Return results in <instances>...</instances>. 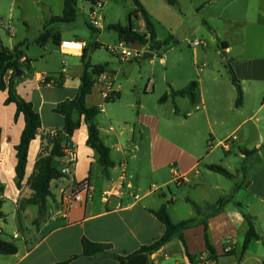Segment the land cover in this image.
I'll use <instances>...</instances> for the list:
<instances>
[{
    "label": "crops",
    "instance_id": "crops-1",
    "mask_svg": "<svg viewBox=\"0 0 264 264\" xmlns=\"http://www.w3.org/2000/svg\"><path fill=\"white\" fill-rule=\"evenodd\" d=\"M138 1L147 10L155 25L153 13L149 9V0ZM215 1L217 0L205 2L200 13H203L205 8ZM179 2L176 0V5ZM190 3L193 4V1ZM56 4V0H37V13L41 22L45 24L42 30L45 32L49 29L60 38V43L56 44L59 53L63 56H71L61 52V42L81 39L77 35L69 38L62 33V27L57 31L50 28L51 20L63 15V10L61 16L56 15L54 11ZM248 4L249 2L246 3L249 8ZM59 5L61 2H58ZM28 6L27 0H0V26L6 23L8 17L11 19L9 23L15 20L20 22L22 19L27 27L30 14L28 12L26 14L25 8ZM250 7L251 10L247 12L248 16L256 14L258 19H264V5L261 4L256 10L253 9L252 3ZM136 9L137 7L134 12ZM217 19L221 20L222 14H219ZM135 20L138 21L140 27H145L146 24L141 14L135 15ZM206 23L208 22L204 21L205 25ZM131 25L135 31H139L134 24ZM209 29L220 35L217 26H209ZM16 32L15 29V33L10 34L0 28V40L5 48L13 49L15 46L6 45L4 34L7 33L14 37ZM11 37L10 42H12ZM25 41L20 42L19 45H24ZM156 41L158 42L157 38ZM225 42L228 44L224 53L227 57L233 54L234 47L228 41ZM98 45L100 47L103 43L99 42ZM86 48L88 51L86 59L83 56H71L80 60V64L68 66L65 63L60 71L34 73L33 75H30V72L26 73L34 69L33 60L22 48L26 55L25 58L32 62L31 68L23 71V75L18 78L16 90L22 98L34 105V109L41 116L42 128L30 144L26 172L20 187H18L16 174L18 163L16 147L20 143L25 128V119L22 114L17 116L15 104H6L7 91L0 90V129L2 131L0 200L3 201L2 211L4 213V218H0V238L15 243L18 248V252L14 255H0V264H117V261L110 257L82 256V239L109 244L112 246V253L121 256L132 254L141 247L152 244L165 233V226L152 211L166 206L174 223L185 221L174 218L178 198L171 189L172 184H176L180 189L189 187L190 192L196 193L195 198L187 201L193 207V216L188 211L191 216L189 219H197V221L184 230V237L189 252L197 256L198 260H204L201 264H234L235 255L240 257V264L250 261L251 247L254 243L260 244L261 242L253 240L246 252H242L249 223L247 217L238 210H234V188L225 183L221 176L234 180L235 170L238 175L248 180L246 189L250 192V199L254 200L253 205L262 206L259 208L262 214L259 212L250 218L260 219L261 215H264V164L259 166L258 162L257 164L251 163L249 167L254 169V172L246 177L245 167L241 168L243 172L241 173L234 161L236 159L249 160V157L257 150H260L258 154H261L263 146L258 143L254 151L240 150V155L235 154V156L234 139L230 140L227 148L222 146L224 141L236 135H234V109L230 107L228 112L220 110L223 106L220 103L221 96L218 94L219 79L213 77L210 79L211 85L206 86L204 79L206 65L204 64L199 72L201 75L196 81L198 87L196 100L193 103L195 110L204 112V114L200 113L202 115L198 116L200 142L193 144L191 133H187L186 129L183 132L178 130L171 132V129L168 135L164 136L160 128L165 118L160 106L150 107L140 98L139 101L134 98L126 100L125 96L130 95L129 90L131 89H124L122 84H116L118 73L110 70L108 62L106 65L95 64L92 56L88 59L90 54L88 44ZM146 52L152 53V49ZM84 60L90 61L94 66H106L107 69L106 74L97 79L93 92L87 97L86 102L88 106L101 108L96 123L101 140L110 148V157L114 166L109 168L108 175L104 174L99 162V154L87 144L88 127L82 122L80 129L70 139L78 155L74 176L63 177L51 183V196L47 199L45 215L36 224L39 218V207L29 203L33 193L28 182L34 174L39 158L50 153L53 140L63 132L64 118L54 110L59 103L76 97L83 74ZM232 61L230 71L235 73L242 84L245 104L248 89L259 81L264 83V59H255L253 54L241 51L236 53ZM11 73V71L8 72L7 79ZM47 78H52V80L47 82ZM149 89V86L145 88L146 94ZM152 90L155 91V84ZM178 90L181 89H174L173 86L165 90V94L168 95L167 101L172 97V92ZM108 95H111L110 102H106ZM159 103L166 104V102H160V99ZM135 110H137L136 113ZM177 113L178 110L172 111L174 116H177ZM185 115L183 122H187L193 114L185 111ZM241 129L240 124L235 132H240ZM243 137L244 135L241 134V137H237L236 140L240 138L242 141ZM64 164L65 161L62 158L55 159L53 162L54 167L59 171ZM211 165L225 168L232 177L228 178L209 170L208 167ZM122 179L121 195L112 196L108 202H105L102 198L103 192L116 186ZM85 180L89 182L94 191L92 197H85L83 202L67 209L63 205V198L77 183ZM154 185L157 187L156 191L153 188ZM164 188H168L170 197H167L168 193L163 191ZM220 200H224L223 205L216 209ZM11 205L15 207L14 212L7 210ZM194 205L200 208L199 214L194 210ZM206 225L210 243L215 249L214 255L218 257L212 262L206 261V257L210 256L206 254ZM260 235L264 237V231ZM151 259L153 264H190L183 254L177 237L155 252ZM255 259L257 264H264V258L256 257Z\"/></svg>",
    "mask_w": 264,
    "mask_h": 264
},
{
    "label": "rangeland",
    "instance_id": "rangeland-1",
    "mask_svg": "<svg viewBox=\"0 0 264 264\" xmlns=\"http://www.w3.org/2000/svg\"><path fill=\"white\" fill-rule=\"evenodd\" d=\"M27 1L29 6L25 8V12L30 14L28 26H25L22 19L20 22L15 20L11 22L17 30L15 36L4 34L8 47H17L20 42L26 40L22 48L33 60L34 67L32 71H26V73L30 72V75L43 74L60 71L65 63L68 66L80 64V60L60 54L54 39L42 45L40 39L45 24L41 22L37 13V0ZM179 1V4L174 6L169 4L168 0H149V9L155 20L157 39L162 46L159 49H152L154 57L144 62L142 61L143 57L133 61H122L112 50L118 46L119 39L118 34L111 30L110 26L120 24L129 27L134 24L135 28H138V32L144 34L143 28L140 27L138 21L135 20V14H133L136 8L134 0H101V3L104 4L102 17L105 29L99 32L89 26L88 16L91 4L85 0L78 1V14L75 22L54 25L50 23L49 26L55 31L62 27V33L69 38L77 35L79 39L84 40L90 47L88 59L92 56L93 63L106 65L108 62L110 70L118 73L116 84H122L124 89L132 90H129L130 95L125 96L126 100L134 98L139 101L140 98L150 107L159 105L165 118L160 128L164 136H167L171 129V132L176 130L183 132L186 129L187 133H191V143L193 144L200 142L198 116L204 112H197L188 97H171L164 105L159 103V99L165 95V90H169L170 86H173L174 89H182L188 83L198 81V77L201 75L199 72L205 64V85H211L210 79L213 77L219 79L218 94L221 96L220 103L223 106L220 110L228 112L230 107L234 109V135L237 137H241V134L244 135L242 141L240 138L234 141V156L235 154L240 155V150L254 151L258 143L263 146L261 154H258L260 150H257L249 157V160L236 159L234 161L238 170L241 171V168L245 167L244 174L248 177L254 172V169L249 167L251 163L257 164L258 162L259 166L264 164V83L259 81L253 84L246 92L245 104L243 102L241 107H236L237 92L231 81L230 65L236 53L241 51L253 54L255 59H264V19H258L256 14L248 16L247 13L251 10V3L253 9L256 10L261 4L264 5V0H217L208 5L203 13L200 12L205 6V2L212 0ZM191 1L193 4L190 3ZM58 2H61V5L58 6ZM63 2L64 0H56L54 11L58 16L62 15ZM247 2H249V8L246 5ZM219 14H222L221 20L217 19ZM10 20L7 17L6 23L0 28L8 32ZM204 21L208 22L207 25L204 24ZM212 25L219 28L220 35L210 31L209 26ZM10 37L12 42L9 41ZM196 41H202L204 46L195 47ZM225 41L234 47L233 54L227 57L221 45ZM99 42H102L103 45L94 48V45ZM133 49L137 50V48ZM153 84H155L154 92ZM147 86L150 89L146 94ZM134 89L136 90L133 91ZM173 110H178L177 116L172 114ZM185 111L193 114L187 122L182 121L186 118ZM136 112L137 110H135ZM240 124L242 125L241 131L235 132ZM210 139L208 136V140ZM241 173L243 172L241 171ZM234 175V180H228L221 176L225 183L234 188V210H238L245 217H254L259 212L261 213L259 208L262 206L253 205L254 200L250 199V192L246 189L248 180H245L242 175H238L235 170ZM171 189L178 198V204L174 210L175 220H189L193 216V207L187 200L195 198L196 193L190 192L189 187L177 188L176 184H172ZM163 191H166L167 197H170L168 188H164ZM7 210L14 212L15 207L11 205ZM188 211L191 212V216ZM253 221L257 231L261 234L264 231V215H261L260 219L253 218ZM249 253L250 261H246L244 264H257L256 257L264 258L263 243H254ZM234 264H240L239 256H234Z\"/></svg>",
    "mask_w": 264,
    "mask_h": 264
},
{
    "label": "trees",
    "instance_id": "trees-1",
    "mask_svg": "<svg viewBox=\"0 0 264 264\" xmlns=\"http://www.w3.org/2000/svg\"><path fill=\"white\" fill-rule=\"evenodd\" d=\"M78 1L79 0H65L63 15L61 17H54L51 20V24L62 23L70 24L73 23L77 17L78 13ZM90 4H96L100 0H85ZM170 4L176 5V0H168ZM137 7L136 11L133 13L135 15L141 14L147 30L150 34V40L134 30L133 26L124 27L120 24L112 25L109 28L118 34L119 41L127 42L132 44L144 45L150 43V48L159 49L162 44L156 41L157 33L155 25L152 21L151 16L143 5L138 0H134ZM90 26V25H89ZM91 27V26H90ZM92 28V27H91ZM93 29V28H92ZM96 31L95 29H93ZM97 32V31H96ZM54 39L55 44L60 43V38L55 35L51 30L46 29L42 34L40 42L45 45ZM222 48L226 50L228 44L226 42L221 43ZM22 46L19 45L13 49H7L3 46L0 40V90L7 91L8 97L6 104H15L17 107V116L23 115L25 119V128L21 135V140L19 145L16 147L17 151V167L16 174L18 180V187L21 186V182L24 179L26 166L28 161V153L31 142L36 139L38 131L42 128V119L40 114L34 109V105L31 102L26 101L22 98L17 90L16 84L18 78H16L15 72L17 70H23L31 68V60L25 58L26 55L22 51ZM95 48H99L98 44L94 45ZM87 48L85 49L83 57L87 58ZM23 58H25L24 61ZM12 72L11 76L7 79L8 72ZM106 66L103 65H92L90 61L84 60L83 74L80 79V87L78 93L74 99L65 100L57 105L55 108V113L60 114L64 118V129L52 142L53 147L48 155L41 156L37 161L34 174L28 182L33 195L29 200L30 204H35L39 207V218L36 224L40 222L46 212L47 199L51 196V183L55 180H59L64 176L62 173L56 169L53 165L55 159H61L65 156V148L68 143H70L71 137L74 133L80 129L82 122H84L88 127V141L87 144L93 150L99 154V162L103 167L105 175H108L109 168L114 166V162L110 157V148L101 140L99 134V128L96 123V118L101 113V108L97 106H88L87 97L93 92V88L97 83V79L106 74ZM52 78H47L46 81H51ZM231 81L237 92L236 107H241L244 100V91L240 80L237 78L235 73L231 70ZM198 84L196 81H192L185 88L173 91L171 96L177 97H188L192 103L196 100V90ZM168 95H163L160 98V102H166ZM111 95H108L106 102H110ZM1 129H0V142H1ZM64 133V135H63ZM209 170L221 174L225 177L231 178L232 175L225 168L219 165H211L208 167ZM224 200H220L218 205L215 207L218 209L223 205ZM3 201L0 200V218H4V213L2 211ZM194 210L196 213H200V208L194 205ZM156 218L165 226L164 235L154 241L150 245H145L141 247L138 251L121 256L112 253V246L109 244L92 242L86 238L82 239V256L84 257H110L117 261V264H153L151 259L152 255L160 250L164 245L171 242L174 238H178L183 254L188 258L190 264H201L204 260H198V257L192 255L187 247L186 240L184 237V230L190 228L196 223L197 219H189L181 221L179 223H174L167 210L166 206H162L157 211H152ZM249 223V229L245 236L244 245L242 252H246L249 244L253 241H260L264 245V237L261 236L256 228L253 220L247 217ZM205 242H206V254L210 255L206 257V261H216L215 249L210 243L208 235V227L205 226ZM18 252V248L13 242H7L0 238V255H14ZM76 258V257H74ZM73 258V259H74Z\"/></svg>",
    "mask_w": 264,
    "mask_h": 264
},
{
    "label": "built area",
    "instance_id": "built-area-1",
    "mask_svg": "<svg viewBox=\"0 0 264 264\" xmlns=\"http://www.w3.org/2000/svg\"><path fill=\"white\" fill-rule=\"evenodd\" d=\"M103 4L101 1H98L96 4H91V8L89 9V25L98 31H102L105 29L104 20L102 17ZM144 36L147 40H150V34L147 30V27H143ZM8 32L10 34L15 33V28L11 23H8ZM138 32V31H137ZM150 43L140 45V44H132L127 42H119L118 46L112 49L116 55L122 61H133L136 59H141L146 51L150 49ZM195 47L204 46L202 41H196L194 43ZM87 47V43L81 40H65L61 42L60 50L64 55H73V56H83L85 49ZM133 48H137L134 50ZM236 140L237 137L234 136L222 143V146L227 148L230 140ZM65 161L63 168L60 170L64 177H73L74 170L76 169L78 162V155L75 145L72 143H68L65 148V156L62 158ZM154 190H157V187L153 186ZM123 189V179L116 185L113 186L108 191L103 192L102 198L105 202H108L109 198L112 196H119L122 193ZM93 189L91 188L89 182L87 180L81 181L75 185V187L71 190V192L63 198V205L69 209L74 204L83 202L85 197L91 198L93 195Z\"/></svg>",
    "mask_w": 264,
    "mask_h": 264
},
{
    "label": "water",
    "instance_id": "water-1",
    "mask_svg": "<svg viewBox=\"0 0 264 264\" xmlns=\"http://www.w3.org/2000/svg\"><path fill=\"white\" fill-rule=\"evenodd\" d=\"M152 57H154V54L153 53L146 52L143 55L142 61L144 62V61H146V60H148V59H150ZM15 74H16V78H20L23 75V70H17L15 72ZM63 135H64V133H63Z\"/></svg>",
    "mask_w": 264,
    "mask_h": 264
}]
</instances>
